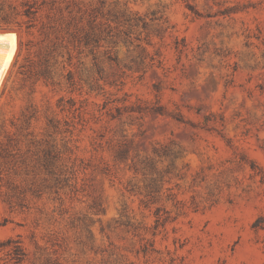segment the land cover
Returning a JSON list of instances; mask_svg holds the SVG:
<instances>
[{
	"label": "rangeland",
	"instance_id": "obj_1",
	"mask_svg": "<svg viewBox=\"0 0 264 264\" xmlns=\"http://www.w3.org/2000/svg\"><path fill=\"white\" fill-rule=\"evenodd\" d=\"M0 264H264V0H0Z\"/></svg>",
	"mask_w": 264,
	"mask_h": 264
}]
</instances>
